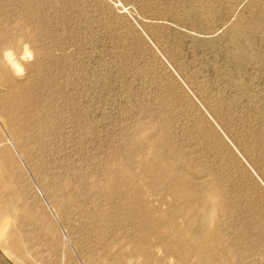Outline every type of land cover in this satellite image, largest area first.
<instances>
[{
  "label": "rangeland",
  "instance_id": "obj_1",
  "mask_svg": "<svg viewBox=\"0 0 264 264\" xmlns=\"http://www.w3.org/2000/svg\"><path fill=\"white\" fill-rule=\"evenodd\" d=\"M0 31V54L22 67L13 73L21 107L0 86V116H25L29 159L14 141L6 146L22 175L21 213L32 218L22 229L40 253L53 264L106 261L100 241L79 227V208L91 206L90 186L105 176L137 173L136 156L157 140V149L183 154L206 185L220 180L245 239L243 261L261 264L264 177L212 105L248 128L264 165V0H0ZM207 139L225 141L243 164L259 188L251 199Z\"/></svg>",
  "mask_w": 264,
  "mask_h": 264
},
{
  "label": "bare ground",
  "instance_id": "obj_2",
  "mask_svg": "<svg viewBox=\"0 0 264 264\" xmlns=\"http://www.w3.org/2000/svg\"><path fill=\"white\" fill-rule=\"evenodd\" d=\"M23 53L30 54L26 48ZM21 70V64L9 51L0 54V86L4 87L1 95L7 102L19 103L18 108L22 97L13 73ZM212 108L228 137L242 147L252 163L258 164L264 177V165L249 138L248 128L239 129L219 106L212 105ZM12 112L0 116V253L12 264H53L50 257L38 251L37 240L22 229L23 222H30L32 218L26 215L28 219L24 218L21 213L20 207H25L26 201L19 184L22 175L6 143L14 141L17 152L27 161L28 135L24 114ZM210 140L206 144L220 160L228 179L243 191L245 198L251 199L259 188L243 164L232 155L225 141L217 146ZM158 143L157 140L148 143L136 156L137 173L119 168L116 174L105 176L100 184L90 186L91 206H81L78 216L82 231L101 243L106 261L97 264H246L243 261L246 256L240 253L245 239L238 235L237 214L224 197L220 180L212 179L206 185L202 180L204 175H196L186 165L183 154L176 155L165 147L157 149ZM153 195L157 204L150 206L148 196ZM112 213H121L123 217L118 219ZM123 218L127 223L122 222ZM90 257L85 258L87 264H92Z\"/></svg>",
  "mask_w": 264,
  "mask_h": 264
},
{
  "label": "water",
  "instance_id": "obj_3",
  "mask_svg": "<svg viewBox=\"0 0 264 264\" xmlns=\"http://www.w3.org/2000/svg\"><path fill=\"white\" fill-rule=\"evenodd\" d=\"M0 264H12L10 261H8L2 253H0Z\"/></svg>",
  "mask_w": 264,
  "mask_h": 264
}]
</instances>
